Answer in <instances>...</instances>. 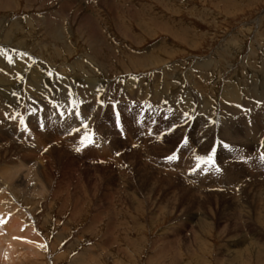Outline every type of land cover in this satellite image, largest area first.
<instances>
[{
    "label": "rangeland",
    "instance_id": "obj_1",
    "mask_svg": "<svg viewBox=\"0 0 264 264\" xmlns=\"http://www.w3.org/2000/svg\"><path fill=\"white\" fill-rule=\"evenodd\" d=\"M0 46L20 93L100 86L27 96L16 142L60 151L47 192L0 199V264H264V0H0Z\"/></svg>",
    "mask_w": 264,
    "mask_h": 264
},
{
    "label": "bare ground",
    "instance_id": "obj_2",
    "mask_svg": "<svg viewBox=\"0 0 264 264\" xmlns=\"http://www.w3.org/2000/svg\"><path fill=\"white\" fill-rule=\"evenodd\" d=\"M3 2V1H2ZM4 4H7V1L3 2ZM71 4V3H70ZM3 7V6H2ZM4 8V7H3ZM87 16V15H86ZM87 18V17H86ZM120 19V18H119ZM129 19V18H128ZM91 20V19H90ZM121 20V19H120ZM127 20V19H126ZM122 21V20H121ZM49 22L45 23L46 25ZM79 23V22H78ZM119 25V24H118ZM47 27V26H46ZM88 27V26H87ZM3 28V27H2ZM48 31L49 33L53 34V31L55 32V26H48ZM61 28V27H60ZM58 29V28H57ZM128 30V29H127ZM87 31V30H85ZM59 32V31H58ZM84 32V31H83ZM4 33V32H3ZM57 33V32H56ZM60 33V32H59ZM92 34V33H91ZM126 34V33H125ZM56 35V34H55ZM60 35V34H58ZM57 35V36H58ZM99 40V39H98ZM102 41V40H101ZM5 51V50H4ZM9 54V53H8ZM5 54H3V48H1L0 46V60H2V66L3 65H8L10 62H13L16 59H18L19 61L21 60V56H15V55H11L9 54V58H6L5 56H3ZM15 57V58H14ZM14 59V60H13ZM8 61V62H7ZM16 61V60H15ZM22 61V60H21ZM153 61V60H152ZM19 62L16 61L14 63V65L12 66H6L3 68H6L5 70L7 71L8 69L10 71H17L18 69V64ZM21 63V62H20ZM150 63V62H149ZM155 63V62H154ZM158 63V62H156ZM11 65V64H9ZM23 65V64H22ZM20 64V66H22ZM24 66V65H23ZM8 67V68H7ZM2 68V69H3ZM126 68V67H125ZM23 69V68H21ZM34 74L29 75V82L33 81L35 78H38V81H41L40 84H38L37 82L34 81V84L31 85L30 90H27L25 92L21 93L19 92V90L16 89V86L13 82H11V80H5L2 78V76H0V155L2 157H5V161L9 162L11 160H14L15 156H24L25 158H22L21 162H19L18 164L15 165H10V164H6L4 166L6 167H2L0 169V188L4 189L5 191H3V194H0V199L5 198L9 195H11L12 193H10L11 191L13 192L12 187L16 190L22 191V193L25 194H35L36 195H43V193L47 192L50 189V186L48 185L49 182V178L50 177V169L52 168V166L50 165L51 162L53 161L54 157L59 153V146L60 143L59 141L56 142V140H58V136L59 134L56 132V130L51 131L50 133H48L45 136V140L43 141L45 144H47V142H51L52 145L49 146L46 150V152L44 153L43 157L41 156V153L44 152V148L47 147L46 145H41L42 148L39 149L40 147V140L37 142L36 146H31L32 144L29 145V143H25V141L21 142L20 144H18L19 142H16L19 139H25L26 138V132L25 131V124L27 123V121H32L35 122L37 121L35 117H32L29 114V108L31 107V109H38V108H42V103L44 100H39L37 101V103L35 105H33L31 103L30 100H27L28 97L30 95H38V96H45V95H49L50 91L51 93L55 92L56 93V97L62 96L65 99H68L69 97L67 95H70L69 93L74 92V94H81L80 96H88L89 95H94L96 93V90L99 89L100 86H98V82H86V84H90L87 88V86L84 87H80L81 85H73V83H68V81H64L65 86H61V88H56L55 84L53 83V80H48V84H47V80L43 78L42 76V71L38 70V69H33L31 70ZM130 71V70H129ZM22 72V71H21ZM45 72V71H44ZM47 73V71H46ZM45 74V73H44ZM71 79V77H70ZM78 79V78H77ZM72 80V79H71ZM70 80V81H71ZM100 81V80H99ZM61 82V81H58ZM72 82V81H71ZM77 82V81H76ZM257 82V81H256ZM56 83V82H55ZM75 83V82H74ZM60 84V83H58ZM85 84V85H86ZM63 85V84H62ZM232 85V84H231ZM230 85V86H231ZM259 85V84H258ZM60 86V85H59ZM72 87L73 90H70V88ZM166 87V86H165ZM239 88V87H238ZM251 88V87H250ZM228 90V94L227 96L231 99V100H235V101H241V96L239 98L240 95V91L238 92L236 90V88L234 87H230L227 88ZM251 90V89H250ZM18 91L20 94V97L17 99V95H13L12 92ZM79 93H76V92ZM16 93V92H15ZM243 94V93H242ZM246 94V93H245ZM52 95V94H51ZM73 95V94H72ZM97 95V94H96ZM192 95V94H191ZM98 96V95H97ZM193 96V95H192ZM226 96V95H225ZM61 97V98H62ZM68 97V98H67ZM99 97V96H98ZM26 98V101L25 99ZM40 98V97H39ZM49 98V96L47 97ZM225 98V97H224ZM56 99V98H55ZM57 99V100H58ZM187 99V98H186ZM243 99V98H242ZM21 101V105L20 107L18 106L15 107V105L19 102L17 101ZM69 100V99H68ZM67 100V101H68ZM255 100V99H254ZM188 101V100H187ZM198 102V101H197ZM24 103V106L22 107ZM47 103V102H46ZM207 103V102H206ZM167 106V105H166ZM245 109V108H244ZM31 110V112H32ZM43 110V109H42ZM38 111V110H37ZM34 112V111H33ZM46 113V111L44 112ZM53 113H49V116H47V118H49L50 120L53 119V117H51ZM51 115V116H50ZM35 116V115H34ZM38 122V121H37ZM49 122V125H53L54 122ZM37 124V123H36ZM35 125V124H34ZM214 126V125H213ZM33 127V126H32ZM46 127V126H45ZM209 127V126H208ZM230 127V126H229ZM225 128H223V130H225ZM44 130V129H43ZM46 130V129H45ZM209 130V129H208ZM227 130V129H226ZM48 131V130H47ZM210 131V130H209ZM29 132V131H27ZM214 133V132H213ZM232 133V132H231ZM234 133V132H233ZM238 133V132H237ZM29 134V133H27ZM198 134V133H197ZM235 134V133H234ZM15 136V140L13 142H9L8 140L11 139V136ZM44 135V134H43ZM215 135V134H214ZM217 135V134H216ZM29 136V135H28ZM220 136V135H219ZM223 136V135H222ZM42 137V136H41ZM44 137V136H43ZM226 137V136H224ZM235 137V136H234ZM32 138V137H31ZM237 138H239L237 136ZM228 139V138H227ZM232 140V139H231ZM238 140V139H237ZM35 141V140H34ZM176 141V140H175ZM30 142V141H29ZM56 142V143H55ZM63 142V141H62ZM234 142V141H233ZM36 144V143H35ZM49 145V144H48ZM259 146V145H258ZM203 147V146H202ZM201 147V148H202ZM206 147V146H205ZM173 148V147H172ZM207 148V147H206ZM46 149V148H45ZM204 149V148H203ZM202 149V150H203ZM205 150V149H204ZM66 151V150H65ZM140 151V150H139ZM64 152V151H63ZM91 152V151H90ZM93 152V150H92ZM161 152V150H160ZM17 153V154H16ZM16 154V155H15ZM135 154V153H134ZM143 154V153H142ZM12 155V157H11ZM15 155V156H13ZM90 155V154H89ZM155 155V154H154ZM102 156V155H101ZM41 157V159H40ZM97 157V156H96ZM17 158V157H15ZM93 158V157H92ZM148 158V157H147ZM95 159V158H93ZM97 159V158H96ZM4 160V159H3ZM101 160V159H100ZM131 160V159H130ZM40 161V163H38ZM61 161V160H60ZM78 161V160H77ZM81 161V160H80ZM5 162V163H6ZM65 162V161H64ZM89 162V161H88ZM134 162V161H133ZM13 163V162H11ZM17 163V162H16ZM66 163V162H65ZM72 163V162H71ZM129 163V162H128ZM91 164V163H89ZM96 164V163H93ZM66 166V165H65ZM78 166V165H77ZM79 167V166H78ZM92 167H97V166H92ZM100 167V166H98ZM144 167V166H143ZM175 167V166H174ZM175 169V168H174ZM173 169V170H174ZM165 170V169H164ZM163 170V171H164ZM139 171V168L136 170ZM150 171V170H149ZM141 172V171H140ZM200 172V170H199ZM152 173V172H151ZM53 175V174H52ZM150 176V175H149ZM153 176V175H152ZM159 176V175H158ZM221 176V175H220ZM135 177V176H134ZM162 177V175H161ZM76 178V177H75ZM145 179V178H144ZM151 179V178H150ZM154 179V177H153ZM140 180V179H139ZM149 180V179H148ZM157 181V180H156ZM143 182V181H142ZM172 182V181H171ZM33 183V184H32ZM141 183V182H140ZM173 183V182H172ZM157 184V183H156ZM159 184V183H158ZM230 184V183H229ZM149 185V184H148ZM151 185V184H150ZM152 186V185H151ZM262 186V185H261ZM149 188V186H147ZM165 187V185H164ZM177 187V186H176ZM208 188V187H207ZM206 188V189H207ZM151 189V188H150ZM164 189V188H163ZM159 191V190H158ZM254 191V190H253ZM21 193V194H22ZM151 193V192H150ZM22 194V195H23ZM146 195V194H145ZM150 195V194H149ZM173 198V197H172ZM10 199V198H9ZM3 201V200H2ZM196 201V200H195ZM173 202V201H172ZM6 203V202H5ZM3 203V204H5ZM9 203H11L9 201ZM212 205V204H211ZM8 206V205H7ZM10 206V205H9ZM209 208V207H208ZM24 209V208H23ZM16 225V226H14ZM12 224L9 223L8 226L6 227L7 232L5 233V237H0V249H2L3 246V241H6L7 246V253L10 254H15L17 253V255H19L21 252L19 251V248L21 249V247L16 248L18 246L17 241H13L11 239V231L15 230L16 228L20 227L16 224ZM28 225V224H27ZM5 227V226H4ZM15 227V229H14ZM14 233V232H13ZM10 234V235H9ZM25 234V233H24ZM4 236V235H3ZM9 241V242H8ZM5 243V244H6ZM20 245V244H19ZM6 246V245H5ZM33 246V245H32ZM28 247V246H27ZM34 247V246H33ZM32 247V248H33ZM36 250V249H35ZM236 250V249H235ZM20 253H19V252ZM29 251V250H28ZM3 252V251H1ZM31 252V251H30ZM249 253V252H248ZM4 254V253H3ZM24 254V253H23ZM35 254V252H34ZM37 254V253H36ZM16 255V254H15ZM33 255V253H32ZM240 255V254H239ZM14 257V255H13ZM17 257V256H16ZM22 257V256H21ZM10 258V257H7ZM6 258V259H7ZM260 258V257H258ZM12 259V256H11ZM257 260V259H256ZM7 261V260H6ZM261 261V260H260ZM259 264H262L260 262H258Z\"/></svg>",
    "mask_w": 264,
    "mask_h": 264
}]
</instances>
